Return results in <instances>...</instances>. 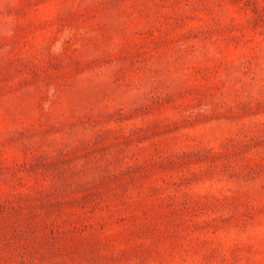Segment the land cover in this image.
Returning a JSON list of instances; mask_svg holds the SVG:
<instances>
[{"label": "rangeland", "instance_id": "374dc122", "mask_svg": "<svg viewBox=\"0 0 264 264\" xmlns=\"http://www.w3.org/2000/svg\"><path fill=\"white\" fill-rule=\"evenodd\" d=\"M0 264H264V0H0Z\"/></svg>", "mask_w": 264, "mask_h": 264}]
</instances>
